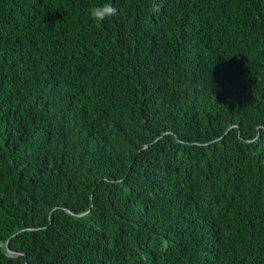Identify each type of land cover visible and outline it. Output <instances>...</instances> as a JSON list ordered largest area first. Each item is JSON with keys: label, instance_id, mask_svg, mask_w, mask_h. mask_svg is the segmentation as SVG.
Here are the masks:
<instances>
[{"label": "trees", "instance_id": "obj_1", "mask_svg": "<svg viewBox=\"0 0 264 264\" xmlns=\"http://www.w3.org/2000/svg\"><path fill=\"white\" fill-rule=\"evenodd\" d=\"M0 264H264V0H0Z\"/></svg>", "mask_w": 264, "mask_h": 264}, {"label": "clouds", "instance_id": "obj_2", "mask_svg": "<svg viewBox=\"0 0 264 264\" xmlns=\"http://www.w3.org/2000/svg\"><path fill=\"white\" fill-rule=\"evenodd\" d=\"M71 0H63L64 3H68ZM118 14V10L114 7L111 3L105 2L103 4L93 6L89 9V16L90 18L97 24H100L102 21L114 17ZM44 17L45 22H47L48 18L44 12L42 15Z\"/></svg>", "mask_w": 264, "mask_h": 264}, {"label": "water", "instance_id": "obj_3", "mask_svg": "<svg viewBox=\"0 0 264 264\" xmlns=\"http://www.w3.org/2000/svg\"><path fill=\"white\" fill-rule=\"evenodd\" d=\"M10 256H15L17 252L11 251L8 247L6 248Z\"/></svg>", "mask_w": 264, "mask_h": 264}]
</instances>
